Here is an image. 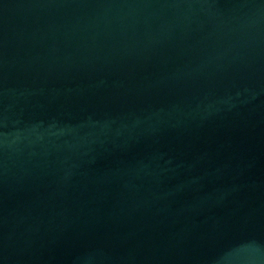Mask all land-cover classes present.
I'll list each match as a JSON object with an SVG mask.
<instances>
[{"label":"water","instance_id":"1","mask_svg":"<svg viewBox=\"0 0 264 264\" xmlns=\"http://www.w3.org/2000/svg\"><path fill=\"white\" fill-rule=\"evenodd\" d=\"M0 264H264V0H0Z\"/></svg>","mask_w":264,"mask_h":264}]
</instances>
